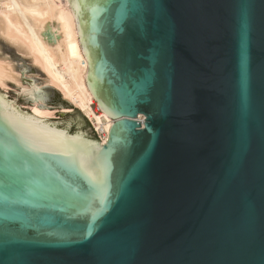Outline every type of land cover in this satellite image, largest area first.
<instances>
[{"label":"water","instance_id":"95a60500","mask_svg":"<svg viewBox=\"0 0 264 264\" xmlns=\"http://www.w3.org/2000/svg\"><path fill=\"white\" fill-rule=\"evenodd\" d=\"M67 2L113 121L7 83L73 111L0 93V264H264V0Z\"/></svg>","mask_w":264,"mask_h":264},{"label":"bare ground","instance_id":"6f19581e","mask_svg":"<svg viewBox=\"0 0 264 264\" xmlns=\"http://www.w3.org/2000/svg\"><path fill=\"white\" fill-rule=\"evenodd\" d=\"M47 31L50 38L46 37ZM0 39L29 59L43 73L45 83L55 88L73 108L92 119L102 134L100 141L106 140L113 120L92 106L95 101L84 81L87 61L67 0H0ZM8 82L31 89L21 82V73L12 62L0 57V88L5 89ZM53 111L36 98L30 106V112L38 118H49Z\"/></svg>","mask_w":264,"mask_h":264},{"label":"rangeland","instance_id":"374dc122","mask_svg":"<svg viewBox=\"0 0 264 264\" xmlns=\"http://www.w3.org/2000/svg\"><path fill=\"white\" fill-rule=\"evenodd\" d=\"M0 47H1L0 48V57H7L8 60H10L12 62V64L14 65V68L16 71H18L20 73L24 72V75H23L24 77H27V78L34 77V78H37L39 80H43L44 84L42 83L41 85H39V87L43 86V85H47L43 79L44 76L39 75V73H37V72L30 71V66L32 64L29 61V59H27V58L23 57L22 55H20L19 53H17L13 48H10V46L1 39H0ZM20 58L26 59V60L23 62ZM21 82H22V79H21ZM10 83L14 85V83H12V82H10ZM23 84H28V83H23ZM5 89L0 88V93L6 94L7 98L16 99L15 105H18L21 109H26V110L30 111V106L32 105V103H29L28 100L26 98H23L22 96L16 98L15 94L9 92V91L18 92L15 88H12V87L7 85ZM60 99H62L61 94H60ZM49 105L54 106V108H59L61 106V103L60 102H54L53 104L47 103V106H49ZM92 106L94 109H97V111H100L96 102ZM51 110H54L53 111L54 115L50 116L49 117L50 119H61V118L65 117L66 114L65 115H59L58 111H67V112L69 111L70 113H67V114H72V111H73V110H71V108H65V107L62 109H59V110H56V109H51ZM82 115L91 124V127L94 130L96 137L99 140H101L102 134L100 131L96 130V128L94 127L93 120L86 117L84 114H82Z\"/></svg>","mask_w":264,"mask_h":264}]
</instances>
